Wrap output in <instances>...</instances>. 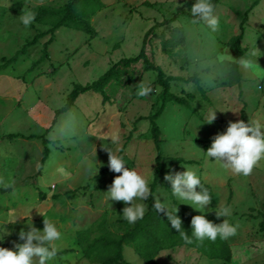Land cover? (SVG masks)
I'll return each mask as SVG.
<instances>
[{
  "label": "rangeland",
  "instance_id": "374dc122",
  "mask_svg": "<svg viewBox=\"0 0 264 264\" xmlns=\"http://www.w3.org/2000/svg\"><path fill=\"white\" fill-rule=\"evenodd\" d=\"M69 2L0 0V237L5 235L0 247L13 249L23 243L19 232L29 230L28 222L43 230L49 219L62 232L58 251L68 250L50 264H103L98 259L105 247L93 251V257L84 250L103 234V223L114 234L133 226L121 222L125 204L107 199L109 186L120 175L108 167L107 148L150 185L154 178L159 150L149 117L161 107L164 89L158 72L148 70L150 64L171 77L174 95L191 103L169 101L156 120L164 163L173 173L196 172L213 190L204 213L178 201L163 174L154 195L163 193L184 215L219 213L229 207L231 215L224 219L237 226V233L227 240L232 248L229 262L208 258L178 239L182 244L163 250L153 262H147L135 244H125L126 261L264 264V159L245 177L205 153L229 122L264 124V0H219L215 32L191 25L195 0H101L103 8L92 17L93 36L77 28L54 29L53 17L40 13L43 6L58 9ZM28 14H35V20L25 27L21 18ZM41 33L17 61L2 68L3 58L14 57ZM242 34V82L236 84L230 71L236 62L235 39ZM142 53L136 63L120 67V80H112L102 91L81 93L69 111L56 117L76 85L93 83L122 59ZM146 87L150 91L141 95ZM214 111L216 119L208 123ZM11 133L40 137L9 139ZM149 198L144 201L148 206ZM21 215L26 218L10 222Z\"/></svg>",
  "mask_w": 264,
  "mask_h": 264
},
{
  "label": "clouds",
  "instance_id": "9594fccd",
  "mask_svg": "<svg viewBox=\"0 0 264 264\" xmlns=\"http://www.w3.org/2000/svg\"><path fill=\"white\" fill-rule=\"evenodd\" d=\"M191 25H204L207 29L215 32L219 27V19L215 15L213 0H195L190 9ZM35 20V14H28L21 18L25 27L30 26ZM241 64L247 67V61L242 60ZM150 91L144 88L141 95ZM216 111H214L208 123L214 122ZM111 139H116L112 137ZM110 171L120 173L109 186L106 196L108 201L123 202L125 207L122 210V218L129 224L134 225L142 220L147 211L148 205L144 202L150 196L155 199L153 205L156 212L166 214L171 228L177 230L186 244L194 241L228 240L237 233V226L223 220L222 223H214L206 218L204 214L195 215L191 219V235L187 234L182 227V219L178 215V207H173L167 201L163 193L153 195L149 180L134 169L126 167L123 158L114 155L108 148ZM206 158L215 160L224 169L238 176H249L259 161L264 159V124L246 123L243 120L229 122L225 132L217 134L211 146L205 151ZM90 174L93 166L89 165ZM187 169V168H186ZM164 180L171 184V193L178 201L185 202L193 209L204 213L206 206L211 204L212 196L202 186L201 177L194 171L187 169L184 172H169L165 174ZM199 188V191L197 190ZM163 197V202H161ZM35 208V207H33ZM218 217L231 215V209L225 207ZM21 217L17 216L10 220L12 223L19 222ZM28 229L23 228L19 232V240L23 243L15 244L13 249L0 247V264H50L57 255V242L62 239V232L57 224L45 219L44 228H36L31 221L28 222ZM5 236V235H4ZM0 237V241L4 240Z\"/></svg>",
  "mask_w": 264,
  "mask_h": 264
},
{
  "label": "trees",
  "instance_id": "16d2710c",
  "mask_svg": "<svg viewBox=\"0 0 264 264\" xmlns=\"http://www.w3.org/2000/svg\"><path fill=\"white\" fill-rule=\"evenodd\" d=\"M219 0H213V4L215 9L217 7ZM103 3L101 0H71V2L65 4L61 8H51L49 6H43L40 9V13L42 15H47L53 17V28H61V27H70L77 28L89 35H94L96 33V29L92 24V17L97 14L102 8ZM43 34H37L35 38L27 43L25 47L18 51L16 55L12 58H3L4 65L2 68H7L10 64L17 61L18 56L20 54L25 53L26 49L29 46L34 45ZM243 39V34L236 37V45L234 48V53L236 56V62L231 67V78L234 83L241 84L242 82V73L240 71L239 62L244 53V49L241 45V41ZM44 56H48L47 51ZM141 55L133 58H124L118 63H116L108 72L102 75L97 81L93 83H89L85 86L76 85L73 91L70 93L68 97V102L60 110H57L56 117L62 112L69 111L78 96L81 93L94 90V91H102L109 82L116 79L117 81L121 79V66H129L132 63H136ZM44 58V57H43ZM148 70H155L158 72V82L163 87V101L161 107L157 109L154 115L150 116L149 119L152 120L153 123V135L156 143V147L159 150L158 156L156 158L157 165L154 170V178L151 185L153 190V195L157 190V187L161 184V174L165 176V174L171 172V169L166 166L164 163V156L161 153V130L159 125L156 123V120L163 114L164 109L169 101H177L178 103L190 106L191 103L185 99L174 95L170 91V80L171 77H165L164 71L160 67H155L153 65H148ZM196 81L199 82V78L196 77ZM153 90V88L151 89ZM57 122L54 120L53 125ZM7 137L9 139H14L16 137L23 138H37L40 137L36 134H32L30 136H25L20 133H11L8 134ZM46 142V140L44 141ZM48 149H45L44 159L47 158ZM180 161H184L187 163L192 162L191 160L179 159ZM202 186L207 188L211 196L213 197V190L208 187L204 182H202ZM199 191V188H197ZM154 198L150 196L149 198V206L148 210L145 213V216L142 220L137 221L130 230L123 234H114L110 231L105 224L103 223V234L94 240V242L90 243L84 250L88 257H93L92 253L95 250H100V246L105 247V251L101 252L98 260H101L103 264H130L126 261L124 256V245L125 244H135L138 248L139 253L147 262H153L157 258V256L165 249L178 247L182 242L189 246L198 249L202 254L211 259H222L224 261L232 260V248L227 240L217 239L216 241H204L203 243L194 241L192 244H186L182 237L179 235L177 230L171 228L170 222L167 219L166 214L156 212L154 209ZM178 215L182 219V227L185 229L186 233L191 235V219L195 215H184L178 213ZM206 218L214 223H222L224 217H218L216 213L213 214H205ZM121 222H126L124 219H121ZM261 229L264 230V219L261 223ZM88 230H85L87 232ZM177 239L182 241L181 243L177 242ZM68 252V250H59L58 255H64Z\"/></svg>",
  "mask_w": 264,
  "mask_h": 264
}]
</instances>
